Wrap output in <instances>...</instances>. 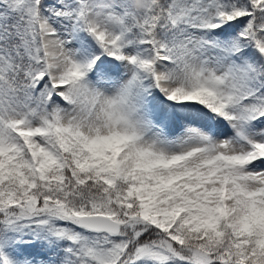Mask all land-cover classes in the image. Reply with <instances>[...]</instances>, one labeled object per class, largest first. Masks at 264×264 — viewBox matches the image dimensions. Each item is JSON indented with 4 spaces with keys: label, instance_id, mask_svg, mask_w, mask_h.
<instances>
[{
    "label": "snow or ice",
    "instance_id": "6c2138e0",
    "mask_svg": "<svg viewBox=\"0 0 264 264\" xmlns=\"http://www.w3.org/2000/svg\"><path fill=\"white\" fill-rule=\"evenodd\" d=\"M0 264H264V0H0Z\"/></svg>",
    "mask_w": 264,
    "mask_h": 264
}]
</instances>
